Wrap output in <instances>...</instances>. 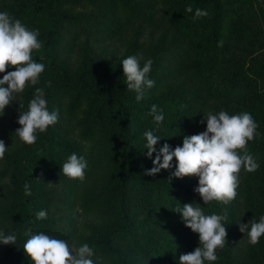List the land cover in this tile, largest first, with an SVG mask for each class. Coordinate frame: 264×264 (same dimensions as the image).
I'll use <instances>...</instances> for the list:
<instances>
[{"label": "trees", "instance_id": "1", "mask_svg": "<svg viewBox=\"0 0 264 264\" xmlns=\"http://www.w3.org/2000/svg\"><path fill=\"white\" fill-rule=\"evenodd\" d=\"M196 9L208 15L194 19ZM0 11L39 31L43 47L33 59L45 65L39 83L0 115V140L37 87L59 114L36 143L17 136L0 160V230L17 234L15 245L0 244V264H32L23 252L26 227L74 250L89 244L97 264H179L181 254L199 246L198 234L174 211L185 203L199 204L206 215L227 212L226 244L212 264H264V236L256 245L247 236L238 248L239 223L264 215V0H0ZM114 41L120 44L111 61L93 56ZM139 54L153 59L155 85L137 101L121 61ZM152 105L163 110L159 126L148 115ZM221 110L248 112L258 124L247 148L259 168L241 171L230 204L205 205L194 192L197 177H171L175 158L172 169L144 174L155 158L145 154V131L161 138L157 150L164 143L174 149L206 129L203 116ZM72 153L87 160L82 181L61 172ZM41 210L45 219H37Z\"/></svg>", "mask_w": 264, "mask_h": 264}, {"label": "clouds", "instance_id": "2", "mask_svg": "<svg viewBox=\"0 0 264 264\" xmlns=\"http://www.w3.org/2000/svg\"><path fill=\"white\" fill-rule=\"evenodd\" d=\"M186 11H193L191 5ZM207 15L206 10L196 9L194 19ZM38 37V30L29 29L9 12L0 11V73H5L9 67L15 68L0 79V115L15 100L16 94L22 93L29 85L39 83L45 65L33 59V53L43 47ZM219 43L222 46V41ZM153 63V59H145L143 54L129 55L121 61L126 87L136 93L137 101L144 98L146 89L155 85V81L149 78ZM44 97V90L35 88L27 110L19 111V127L15 134L27 145L36 143L37 133H44L49 126L58 122V111H49ZM148 115L157 126L164 120L163 110L156 105L151 106ZM203 117L206 129L198 134L184 136L182 146L174 149L164 143L157 150L155 146L161 138L153 131H145V154L151 159L155 153V158L152 159L153 167L144 174L153 176L162 169H172L175 158V171L171 177L195 176L198 178V186L194 192L199 194L205 205L213 201L228 205L237 196L241 171L253 173L259 168L257 158L247 148L248 142L257 135L258 124L248 112L229 114L221 110L217 113L208 112ZM7 149L4 141L0 140V160L4 158ZM87 167V160L83 156L72 153L61 166V172L70 179L82 181ZM24 194H32L28 183L24 184ZM174 211L180 214L185 227L199 237V246L181 254L179 264H205L206 261L212 264L217 261V249L225 247L228 234L225 226L226 210L223 215H206L199 204L185 203ZM36 215L37 219H45L47 212L41 210ZM239 231L247 234L250 244L256 245L264 236V215L259 217L258 222L249 220L247 223H239ZM22 234L27 237L23 252L32 264H97L99 260V257L93 259L95 250L87 243L74 250L66 240L54 238L42 231L33 233L31 227H26ZM16 241V233L0 230V244L15 245Z\"/></svg>", "mask_w": 264, "mask_h": 264}, {"label": "rangeland", "instance_id": "3", "mask_svg": "<svg viewBox=\"0 0 264 264\" xmlns=\"http://www.w3.org/2000/svg\"><path fill=\"white\" fill-rule=\"evenodd\" d=\"M119 43V42H118ZM114 42L106 43L105 45H101L100 48H97L93 52V56L97 59H100L103 64L111 61L114 58V49L119 48V44ZM70 58L73 64L76 63L77 53L73 52L70 54ZM20 93L16 94L15 100L12 101L13 105L19 100ZM19 127L17 120H12L9 124L10 131L8 133V137L4 138L5 146L8 147L7 150L15 149V146L18 144V139L15 134V130ZM238 248L239 251H243L244 246L247 245V235L242 233V236H239Z\"/></svg>", "mask_w": 264, "mask_h": 264}]
</instances>
